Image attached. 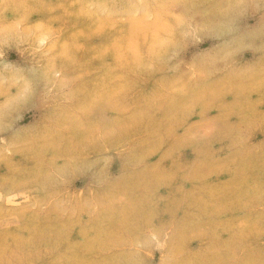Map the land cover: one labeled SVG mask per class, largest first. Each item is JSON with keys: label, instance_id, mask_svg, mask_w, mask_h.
Wrapping results in <instances>:
<instances>
[{"label": "rangeland", "instance_id": "1", "mask_svg": "<svg viewBox=\"0 0 264 264\" xmlns=\"http://www.w3.org/2000/svg\"><path fill=\"white\" fill-rule=\"evenodd\" d=\"M0 264H264V0H0Z\"/></svg>", "mask_w": 264, "mask_h": 264}]
</instances>
